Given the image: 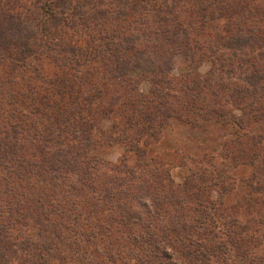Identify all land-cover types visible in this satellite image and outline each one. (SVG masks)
I'll return each mask as SVG.
<instances>
[{"label": "rangeland", "instance_id": "rangeland-1", "mask_svg": "<svg viewBox=\"0 0 264 264\" xmlns=\"http://www.w3.org/2000/svg\"><path fill=\"white\" fill-rule=\"evenodd\" d=\"M176 1L0 0V28L14 30L16 27V34L20 29L23 35L34 33L33 41L38 45L62 50V54L72 61L74 69L68 67L65 72L79 90L90 97V103L84 102L88 105L81 107L86 112V127L91 128L90 134L88 140L75 142L86 157L98 163L97 176L107 175L105 165L124 169L148 163V167L165 170L166 176L170 177L171 183L166 184L165 190L160 178L149 176L147 180L153 194L159 198L166 196V203L173 200L172 206L177 207V202H181L193 209L195 192L202 201L216 202L221 209L218 213L225 220L244 217L248 210L264 212L262 205L250 199L255 196L252 189L258 187L256 182L264 179V111L254 118L248 115L254 113L252 109L264 108V81L254 84V76H260L264 66L260 60L255 62L244 56L243 49L226 47L230 43L227 40H236L232 30L238 21L253 18L241 9L245 6L241 4L242 0ZM165 8L173 12L174 20L170 25L181 26L174 40L167 38L170 33L155 25L160 11ZM42 26L46 27L47 37H42L44 33L38 30ZM245 27H241V39L250 34ZM171 41L176 43L169 46ZM177 43L189 44L191 50L187 53L191 58L176 48ZM173 48L176 49L172 54L167 52ZM116 54L119 55L118 63ZM49 61L46 58L39 71L48 80L53 79L57 71L46 66ZM120 70L124 75H117ZM111 73L117 76L100 81L101 77H110ZM0 74H4L2 68ZM14 74L19 76L20 70ZM95 87L102 90L103 96L101 100L91 102V89ZM19 93H24L22 87L15 96L25 99ZM31 104L28 99L26 110ZM156 110L160 114H156ZM37 112L38 108L29 113L31 121L36 119ZM141 112L144 117L156 116V123L161 119L162 126L157 127L154 121L147 124ZM242 113L247 114L244 117ZM55 118L57 125L69 119L61 113L55 114ZM149 125H153L151 133L146 129ZM53 138L60 144L73 142L66 132L54 131ZM28 144L26 140L18 146L26 145L27 149ZM31 148L26 150L28 157H32ZM250 159L252 165L248 162ZM187 180L200 189L181 190ZM137 185L129 189L134 200L124 206L131 213L126 226L117 220L114 222L113 218L116 219L118 214L107 209L98 214L99 219L91 218V222H85V208L94 200L85 199L88 204L84 206L79 202L80 198L71 195L68 200L78 204V211L71 212L68 208L66 216L53 213L50 216L53 226H66L62 234L52 233L50 239L54 234L56 241L50 252L40 248L29 250L24 244L20 245L15 236L3 238L0 264H88L92 260L112 264L109 258L101 255L102 249L97 253L95 248L86 247L85 239L94 232L95 224H99L96 229L100 235L108 237L103 245L113 247L118 255L119 260L114 264H138L127 256V249L137 250L132 239L133 245L127 246L128 236L145 238L143 229L138 226L140 222L154 221L161 226L167 222L148 214V205L140 204L147 201L136 190ZM53 190L60 200L64 193L58 188ZM49 193L52 195L51 191ZM30 198L28 195L27 199ZM29 203L25 201L23 206H26L25 214L29 212ZM72 221L86 224L82 228H72ZM77 246L84 248L83 252L88 248L90 254L84 256Z\"/></svg>", "mask_w": 264, "mask_h": 264}, {"label": "trees", "instance_id": "trees-1", "mask_svg": "<svg viewBox=\"0 0 264 264\" xmlns=\"http://www.w3.org/2000/svg\"><path fill=\"white\" fill-rule=\"evenodd\" d=\"M181 1L188 3L199 0ZM176 2L178 3L179 0ZM242 2L241 4L245 6L241 9L253 19L243 20L240 23L238 21L235 29L232 30L235 31L236 40H227L230 43H227L226 47L231 50L237 48L236 50L239 51L243 49L244 56L252 58L255 62L260 60L264 66V0H242ZM172 14V9L169 8L160 11L155 25L166 33H170L171 35L167 38L174 40L178 37L181 26L170 25L174 20ZM2 18L4 19V16ZM16 20L19 19L16 18ZM10 23H13L12 20ZM241 27L249 31L250 34L246 35L248 39L239 37L242 32ZM38 30L44 33L41 34L42 37H47L45 26ZM16 32V27L14 30L9 27L0 28V69L2 68L4 72L0 74L2 75L0 76V244L3 238L15 236L20 245L24 244L29 250L40 248L42 251L50 252L54 248L55 235L62 234L63 229L66 228L63 225L58 227L57 224L53 226L50 216L52 213L66 216L68 208L71 212L78 211V204L68 200L69 196L71 199V195L80 198L79 202H82L84 206L88 204L85 199L94 200L85 208L87 215L85 222H91V218L99 219L98 214L107 209L110 213L118 214L116 219L113 218L114 222L117 220L125 225L126 220L131 218V213L124 206L134 200L129 189L137 183L136 190H139V194L147 201L140 204L145 207L148 205V214L152 217L167 222L162 226L154 221L140 222L138 226L143 229L145 238L137 235L128 236L127 246L133 242L137 250L135 252L133 248L127 249V256L134 258L138 264H264L263 211L248 210L244 217L237 216V218L225 220L219 215L220 207L216 202L202 201L195 192L192 195L196 201L193 209L183 206L181 202H177V207L172 206L173 200L166 203L164 202L166 196L159 198L158 195L153 194L154 190L148 185L147 180L149 176L160 178L161 187L165 190L166 184L171 183L170 177L166 176L165 170L160 171L159 168L156 169V166L148 167V163H138L134 168L125 167L124 169L105 165L108 170L107 175L97 176L95 173L98 163L86 157L85 152L77 146L79 144L77 142L88 140L90 134L91 128L86 127V112L84 113V109H81L82 106L90 103V97L83 94L65 72L68 67L74 69L72 61L62 54V50L56 51L53 47L45 49V46L38 45L33 41L36 34L23 35L22 29L19 34ZM174 43L176 42L171 41L168 44L170 46ZM177 44L179 46L176 48L191 58L187 53L191 50L189 44ZM176 48L172 51L169 49L167 52L172 54ZM192 49L195 50L196 47ZM51 53L55 55L49 56L48 54ZM114 57L118 63L119 55L116 54ZM46 58L50 60L46 66L57 69L54 78L50 80L39 73ZM115 69H119L117 65ZM16 70H20L19 76L14 74ZM113 75L114 73H111L110 77L104 75L100 81L108 78L111 80ZM117 75L122 76L124 73L120 70ZM254 77V84L263 82L264 71L260 73V76ZM21 87L25 94H19L25 99L15 96ZM91 90L93 92L91 102L101 100L102 90L99 87ZM157 96L160 97L161 94L157 93ZM28 99L32 104L27 107L29 110H26ZM84 102L88 103L84 104ZM134 106L135 104L132 107ZM36 108H38L36 119L31 121L29 113ZM251 111L256 115L254 113L248 115L254 118L261 115L264 108L260 106V109ZM57 113L64 114L69 119L57 125L58 121L55 118ZM141 113L144 117V113ZM155 113L160 114V111L156 110ZM246 114L242 113L241 116L245 117ZM144 118L147 124L153 121L155 125L158 124L157 127L163 124L161 119L159 123H156L157 117L154 115ZM146 129L151 133L153 125ZM54 131L66 132L70 138L72 137L73 142L58 143L53 138ZM26 140L29 142L27 149L33 147L30 155L32 157H28L26 145L18 146L19 142L25 143ZM240 158L245 161L243 157ZM248 162L250 165L253 164L252 159ZM188 181L181 186V190L200 189ZM256 184L258 187L252 189L255 196L250 199L253 203L264 207V179H259ZM40 186L41 190H39ZM53 188H58L64 193L61 194L60 200ZM170 188L169 185L168 190ZM49 191L52 195H48ZM28 195H31L30 199H27ZM169 197L172 199L173 193L169 194ZM25 201L30 202L27 205L29 210L27 214H25L26 206L23 208ZM88 207L90 210L87 211ZM192 211L195 214H189ZM247 217L251 218L246 220ZM30 222H33L32 225ZM85 224L83 221L71 222L72 228L77 226L82 228ZM97 226L99 224L94 225V232L85 239L86 247L95 248L97 253L99 249H102L101 255H104L106 259L109 258L108 260L114 264L119 260L118 255L117 253L115 255L113 247L103 245L108 237H102L96 229ZM104 229L107 230V227ZM52 233L55 235L53 234V238L50 239ZM102 234L107 235L104 232ZM77 247L80 248L78 252H83L84 248ZM88 248L83 252L84 256L90 254ZM1 251L2 247H0ZM174 257H176L175 260ZM88 264L101 263L92 260Z\"/></svg>", "mask_w": 264, "mask_h": 264}]
</instances>
